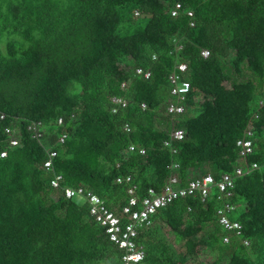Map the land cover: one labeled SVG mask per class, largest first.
Masks as SVG:
<instances>
[{
    "label": "trees",
    "instance_id": "1",
    "mask_svg": "<svg viewBox=\"0 0 264 264\" xmlns=\"http://www.w3.org/2000/svg\"><path fill=\"white\" fill-rule=\"evenodd\" d=\"M176 2L194 12L195 27L171 17ZM175 36L184 38L178 56L170 54ZM179 62L189 66L191 94L186 112L172 117L168 77ZM139 67L152 77L137 76ZM113 97L127 107L114 114ZM1 115L0 264H122L88 206L63 188L84 186L119 209L128 188L119 176H132L141 196L162 191L174 162L181 185L207 174L218 180L241 165L237 141L249 126L248 163L259 168L236 178L230 215L249 245L224 243L215 192L160 209L139 243L142 264H264V0H0ZM32 121L45 126L41 140L27 130ZM173 124L186 132L175 155L163 147ZM131 144L146 155L129 153ZM49 149L58 156L47 172ZM200 247L215 254L210 262L200 261Z\"/></svg>",
    "mask_w": 264,
    "mask_h": 264
},
{
    "label": "built area",
    "instance_id": "2",
    "mask_svg": "<svg viewBox=\"0 0 264 264\" xmlns=\"http://www.w3.org/2000/svg\"><path fill=\"white\" fill-rule=\"evenodd\" d=\"M139 16V12L135 13ZM170 15L173 18L184 16L189 18V26L195 27L194 12L183 7L182 3L176 2L170 9ZM183 37L175 36L171 40L170 54L178 56L184 49ZM201 56L207 59L210 52L202 49ZM157 55L153 56V60H157ZM137 76L143 79H150L152 71L139 67L135 70ZM189 73L187 63H176L171 70L168 83L170 96L172 100L167 105L166 114L172 117L182 115L187 110V103L191 94V83L186 79ZM127 82H123L122 87L126 88ZM112 102L114 108L112 112L117 113L119 108H126L127 101L121 97H113ZM262 104V103H261ZM145 110V104L141 105ZM1 115V119H4ZM257 118V115H256ZM59 125L63 124V119H59ZM27 130L34 138L41 140L45 137V126L41 121H32L28 124ZM123 131L130 134L133 128L129 123L123 125ZM5 133L9 136V145L16 147L19 145V139L16 136V131L12 128H6ZM186 137L185 130L173 124L168 134V139L163 142V147L168 149L171 154L178 153L177 144L182 142ZM67 135L59 136L58 144L66 142ZM240 164L236 167L234 173H224L218 180L212 174H207L190 180L186 185H181L180 175L177 173L180 169V164L174 162L172 164V173L161 192H156L154 189H149L145 196H141L137 190V185L133 182V177L130 175L119 176L116 179L118 184H127L126 202L119 209H111L100 196L93 193L84 186L66 187L63 188L67 199L82 198L83 203L88 206V211L91 218L104 228L106 235L111 243L116 245L122 252V264H142L146 258V250L139 243V238L143 229L153 225L152 217L162 208H165L175 200L186 198L189 196L199 195L202 202H205L213 192L217 193V199L221 201L222 207L218 210L217 216L220 225L228 233L224 238V243H230L231 238L235 237L248 246L249 241L243 239V227L241 223L232 221L231 213L235 210V205L232 203L234 197V188L236 178L246 175L253 170L259 168V164L254 162L248 163V158L254 153V132L251 126L247 127L244 136L237 141ZM129 153H138L146 155L147 150L144 147H138L131 144L128 147ZM2 158L7 156V152H1ZM58 156V152L52 149L48 150V159L44 162V169L47 172L53 171V161ZM62 175L56 174L51 179V185L54 188H61Z\"/></svg>",
    "mask_w": 264,
    "mask_h": 264
},
{
    "label": "rangeland",
    "instance_id": "3",
    "mask_svg": "<svg viewBox=\"0 0 264 264\" xmlns=\"http://www.w3.org/2000/svg\"><path fill=\"white\" fill-rule=\"evenodd\" d=\"M227 89L228 90H233V88L227 84ZM193 113H195V111H193ZM76 200L79 202V203H83V199L82 198H76ZM200 255H201V259L200 261L204 262V263H207V262H210L213 258H214V253L212 251H209V249H206V247H200ZM199 264V263H197ZM225 264V263H223Z\"/></svg>",
    "mask_w": 264,
    "mask_h": 264
}]
</instances>
